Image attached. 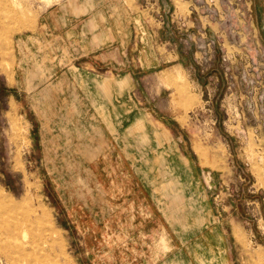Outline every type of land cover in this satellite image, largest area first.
<instances>
[{
    "label": "rangeland",
    "instance_id": "rangeland-1",
    "mask_svg": "<svg viewBox=\"0 0 264 264\" xmlns=\"http://www.w3.org/2000/svg\"><path fill=\"white\" fill-rule=\"evenodd\" d=\"M124 1L93 0L131 34L132 82L117 76L105 106L109 83L41 27L48 8L69 20L86 2L0 0V264H264V0ZM173 141L215 176L202 203L138 159Z\"/></svg>",
    "mask_w": 264,
    "mask_h": 264
},
{
    "label": "crops",
    "instance_id": "crops-1",
    "mask_svg": "<svg viewBox=\"0 0 264 264\" xmlns=\"http://www.w3.org/2000/svg\"><path fill=\"white\" fill-rule=\"evenodd\" d=\"M84 1L86 2V5L83 8V13L76 14L71 12V19L69 20L66 18V9L63 8V11L61 12L62 17H60L58 16L59 14L57 13L56 8H48L45 11V20L41 23V27L49 26V30H51L53 34L55 33L54 36H66L65 39H62V50L67 51L68 56L78 58L83 62V65L87 69L85 71L86 78H98L96 80L99 86L109 83V86L111 87L110 97H101V99L103 98L101 100V105L113 106L118 98V85L120 82L117 81V76H120L121 74L132 82V74L135 72L128 64H125L127 62V55L129 54L128 43L130 42L131 34L128 38L127 32L122 34L121 30L116 25L108 22L107 17L109 14H107V12L101 7H95L93 0ZM120 1L125 3L124 0ZM59 18L61 26L58 29L56 28L55 21ZM132 23L133 22L129 20L127 28L129 27L128 25ZM179 64L181 63L179 62ZM147 68L148 67L140 66V69L136 72L143 73ZM6 72L8 74L10 73V78L8 80L11 82L12 74L8 70H6ZM175 73L174 70L166 71L159 75V79L164 82H171V80H173L174 83L177 84L176 79L181 76L179 74L175 75ZM129 86L127 88L125 86V88H122L123 93H125V90L128 92L127 89H129ZM113 119L117 120L118 116L116 115L114 118L110 117L112 122ZM142 119L144 120L143 117H135V128L142 127ZM114 134L115 136L119 135L117 131H115ZM119 152L120 153H118L117 156L119 161L122 159L125 161L129 160L128 158L131 159L126 149L122 150V148H120ZM139 154L140 156L137 157L141 162H150L151 158L153 161L157 158L160 159L163 163L162 168L167 174L165 179L171 180L175 185L174 190L188 202H197L199 200L202 203L208 198L209 194H212L210 188L214 185L213 180L215 176L210 172L204 171L198 163L193 161L194 153L192 151L187 152L186 149L177 144L176 141H173V144H165L161 147H149L146 149L145 153L140 151ZM133 160L136 162L138 161L136 158H133ZM215 180L216 184L221 185L223 183L222 176ZM175 202H177L176 199ZM158 212L161 214V217L165 219L161 211L158 210ZM198 218L204 220L203 224H208L203 228L208 229V226H211L210 221L212 218L209 214L205 215L201 213ZM165 224H167L166 221ZM202 231L201 232L205 234L210 232V236H213V232L221 233V238H219L221 239V242H219L220 247L223 246V240L228 242L227 240L229 239V236L227 235L229 234L224 230L220 232L217 227H209V231H204V229H202ZM158 234L159 236H164V245L169 251L175 250L178 246L182 249L185 248L182 243L174 244L171 241L166 240L168 238L163 228L159 229ZM173 245L177 247H174ZM214 248L217 249L218 247ZM174 262L170 264H175ZM163 264L167 263L163 262Z\"/></svg>",
    "mask_w": 264,
    "mask_h": 264
},
{
    "label": "built area",
    "instance_id": "built-area-1",
    "mask_svg": "<svg viewBox=\"0 0 264 264\" xmlns=\"http://www.w3.org/2000/svg\"><path fill=\"white\" fill-rule=\"evenodd\" d=\"M188 1V8L191 10H195L197 12V8L199 6V0H187ZM241 2V1H239Z\"/></svg>",
    "mask_w": 264,
    "mask_h": 264
}]
</instances>
